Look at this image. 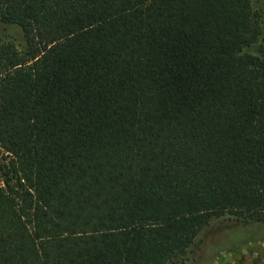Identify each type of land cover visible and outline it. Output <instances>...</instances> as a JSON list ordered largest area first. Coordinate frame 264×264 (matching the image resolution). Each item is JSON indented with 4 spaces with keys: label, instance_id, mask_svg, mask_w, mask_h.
<instances>
[{
    "label": "trees",
    "instance_id": "obj_1",
    "mask_svg": "<svg viewBox=\"0 0 264 264\" xmlns=\"http://www.w3.org/2000/svg\"><path fill=\"white\" fill-rule=\"evenodd\" d=\"M0 23L25 41L0 44V264H202L207 228L215 253L264 242L251 0H0Z\"/></svg>",
    "mask_w": 264,
    "mask_h": 264
},
{
    "label": "rangeland",
    "instance_id": "obj_2",
    "mask_svg": "<svg viewBox=\"0 0 264 264\" xmlns=\"http://www.w3.org/2000/svg\"><path fill=\"white\" fill-rule=\"evenodd\" d=\"M251 3L252 8L260 14L264 38V0H251ZM8 41L13 42L18 50L24 51L25 41L21 29L16 25L0 23V44ZM7 161L8 155L0 149V169ZM216 222L218 221H214L212 224H216ZM199 239L203 240V248L207 251V255L201 260L202 264L205 261L208 264H264V242L252 241L232 244L227 249L215 253L213 250L221 240L216 231L209 228L204 229L200 232ZM213 254H215V258L209 263L210 255ZM179 264L189 263L184 258Z\"/></svg>",
    "mask_w": 264,
    "mask_h": 264
}]
</instances>
